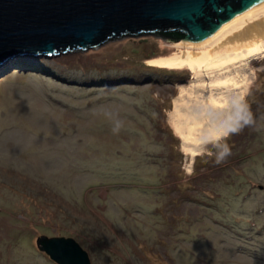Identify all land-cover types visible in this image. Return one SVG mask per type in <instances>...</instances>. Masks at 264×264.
<instances>
[{"label":"rangeland","instance_id":"1","mask_svg":"<svg viewBox=\"0 0 264 264\" xmlns=\"http://www.w3.org/2000/svg\"><path fill=\"white\" fill-rule=\"evenodd\" d=\"M176 41L0 63V264H57L39 234L72 236L92 264H264V55L233 127L192 157L171 114L194 76L159 63Z\"/></svg>","mask_w":264,"mask_h":264},{"label":"water","instance_id":"2","mask_svg":"<svg viewBox=\"0 0 264 264\" xmlns=\"http://www.w3.org/2000/svg\"><path fill=\"white\" fill-rule=\"evenodd\" d=\"M258 1L0 0V63L20 52L85 49L121 35L169 29L184 33L179 40L198 41ZM35 242L57 264H92L72 236L39 234Z\"/></svg>","mask_w":264,"mask_h":264},{"label":"bare ground","instance_id":"3","mask_svg":"<svg viewBox=\"0 0 264 264\" xmlns=\"http://www.w3.org/2000/svg\"><path fill=\"white\" fill-rule=\"evenodd\" d=\"M177 42L184 49L161 56L159 63L187 68L194 76L193 84L181 89L171 114L193 157L204 141L227 134L236 121L239 96L254 76L249 63L264 55V0L236 13L201 40Z\"/></svg>","mask_w":264,"mask_h":264},{"label":"trees","instance_id":"4","mask_svg":"<svg viewBox=\"0 0 264 264\" xmlns=\"http://www.w3.org/2000/svg\"><path fill=\"white\" fill-rule=\"evenodd\" d=\"M160 34L174 41L179 40L184 35V33L182 31H179L178 29L164 30V31H161Z\"/></svg>","mask_w":264,"mask_h":264},{"label":"clouds","instance_id":"5","mask_svg":"<svg viewBox=\"0 0 264 264\" xmlns=\"http://www.w3.org/2000/svg\"><path fill=\"white\" fill-rule=\"evenodd\" d=\"M225 151H227V149H225Z\"/></svg>","mask_w":264,"mask_h":264}]
</instances>
